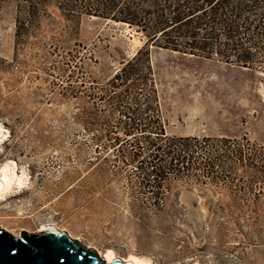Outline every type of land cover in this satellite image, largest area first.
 Listing matches in <instances>:
<instances>
[{
  "label": "rangeland",
  "instance_id": "1",
  "mask_svg": "<svg viewBox=\"0 0 264 264\" xmlns=\"http://www.w3.org/2000/svg\"><path fill=\"white\" fill-rule=\"evenodd\" d=\"M47 13L17 46L0 0V179L6 164L25 178L0 193V229L150 264H264V67L154 50L157 100L149 77L121 107L110 80L144 40Z\"/></svg>",
  "mask_w": 264,
  "mask_h": 264
},
{
  "label": "trees",
  "instance_id": "2",
  "mask_svg": "<svg viewBox=\"0 0 264 264\" xmlns=\"http://www.w3.org/2000/svg\"><path fill=\"white\" fill-rule=\"evenodd\" d=\"M15 2L17 46L30 28L48 15L50 7L74 27L79 25L83 18H95L125 25L139 34L144 40L143 46L131 58L120 59L122 67L110 80V91L114 92V95L108 100L119 101L121 107L124 103L123 92L128 93L131 88H136L138 95L144 97V86H147L149 77L151 95L145 99L148 102L152 99L157 100L154 50L177 53L183 58L192 56L197 60L207 61L217 59L242 68L264 67V0H15ZM120 88L125 90L118 93ZM116 104L118 106V103ZM160 132L161 136H164L162 129ZM185 159L186 156L177 154L172 156L171 162L184 163ZM158 172L159 169H156V175Z\"/></svg>",
  "mask_w": 264,
  "mask_h": 264
},
{
  "label": "water",
  "instance_id": "3",
  "mask_svg": "<svg viewBox=\"0 0 264 264\" xmlns=\"http://www.w3.org/2000/svg\"><path fill=\"white\" fill-rule=\"evenodd\" d=\"M0 264H106L99 254L64 232H23L14 237L0 229ZM111 264H126L119 259Z\"/></svg>",
  "mask_w": 264,
  "mask_h": 264
},
{
  "label": "bare ground",
  "instance_id": "4",
  "mask_svg": "<svg viewBox=\"0 0 264 264\" xmlns=\"http://www.w3.org/2000/svg\"><path fill=\"white\" fill-rule=\"evenodd\" d=\"M3 129L0 125V139L3 135ZM24 173H22L21 176H18V174L15 171L14 164H6L3 166L1 170V179H0V193H3L5 191H8L12 185L15 183L17 186L23 185L25 178L23 177ZM47 231H58L57 229L53 228H42L36 233H44ZM60 232V231H59ZM101 259L105 261L106 264H111L114 260L119 259L115 253L111 250H108L105 254H100ZM122 262L126 264H150L148 261L143 260V258H139L135 255H130L128 259H119Z\"/></svg>",
  "mask_w": 264,
  "mask_h": 264
}]
</instances>
